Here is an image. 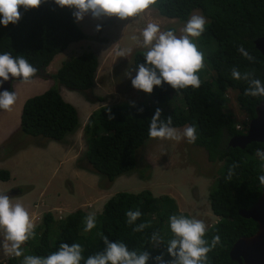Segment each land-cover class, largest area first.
Segmentation results:
<instances>
[{"label": "trees", "instance_id": "16d2710c", "mask_svg": "<svg viewBox=\"0 0 264 264\" xmlns=\"http://www.w3.org/2000/svg\"><path fill=\"white\" fill-rule=\"evenodd\" d=\"M149 7L157 10L159 16L177 20L183 26L194 12L206 17V30L198 38V49H208V53L202 52L210 69L204 80L200 77L198 89L189 86L174 90L164 84L154 87L149 104L123 102L93 112L84 127V135L89 139L86 160L91 170L112 184L119 176L134 170L135 152L150 138L148 128L157 109L161 110V119L171 116L176 129L194 125L198 138L193 146L204 150L209 163H223L209 194L212 213L220 220L205 235L209 245L215 236L220 237V242L207 254L204 264H237L229 257L232 246L257 230L252 220L241 218L238 212L249 210L262 194L264 184L259 176L264 175V160L257 155V149H264V142L251 143L244 150L230 147V139L243 135L246 129H236L238 122L233 121V115L225 107L228 95L236 92L239 111L251 120L256 106L264 99L245 95L248 81L235 80L231 75L236 68L242 74L247 72L264 81V57L253 43L264 36V0H157ZM19 11L18 23L0 26V53L22 55L37 69L31 79L50 78L54 82L45 93L25 103L21 131L27 136L61 142L78 128V115L76 109L63 100L58 85L71 91L91 90L99 60L92 53H84L62 63L51 76L46 75L45 69L55 56L71 43L84 40L85 35L75 23L73 9L62 8L54 0H43L37 8ZM241 46L254 58L252 61L238 51ZM144 52L131 56L135 69L144 62ZM110 55L105 53V57ZM118 58L123 61L125 57ZM179 100L181 103L172 111L163 110L170 101ZM9 179L8 172L0 171L1 181ZM103 204L100 213L94 208L88 212L78 209L61 221L55 220L51 213L44 214L42 223L35 228V237L22 246L24 255L45 257L57 251L61 243H79L86 259L103 251V237L107 236L109 240L124 242L130 250H146L152 258L163 254L166 260L171 259L166 250L168 241L173 238L169 217L174 214L189 217L179 212L175 200L168 196L153 197L146 190L121 192ZM137 209L142 215L136 224L148 225L139 232L133 231L134 225H129L126 217L127 211ZM91 213L96 215L97 226L86 232L85 217ZM153 233L159 234L160 243L152 241ZM22 260L23 257H14L8 264H21ZM149 264H154V259H150Z\"/></svg>", "mask_w": 264, "mask_h": 264}, {"label": "rangeland", "instance_id": "374dc122", "mask_svg": "<svg viewBox=\"0 0 264 264\" xmlns=\"http://www.w3.org/2000/svg\"><path fill=\"white\" fill-rule=\"evenodd\" d=\"M150 22L159 24L162 31L173 29L177 35L181 34L184 27L177 20L160 17L157 10L152 8L145 10L138 18L127 20L114 17L95 19L91 15H86L79 22L75 20L85 39L71 43L64 52L58 54L47 67L46 74L51 76L62 63L84 53H92L98 58L100 70L91 90L70 91L58 85L61 97L76 109L78 115V128L61 142L27 136L20 127L25 103L45 93L54 86V82L41 78H33L28 83L13 82L12 91L16 93L17 101L11 111L0 110V171L8 172L11 178L9 182L0 181V193L9 195L13 203L23 204L28 211L33 209L34 203L43 202L45 207L38 210L37 219L34 220L36 224L42 221L46 211L57 207L63 208V217L67 216L84 202V197L99 198L94 209L100 213L103 196L109 195L107 201L117 193H139L146 190L156 198H172L180 213L202 220L206 226L213 222L215 217L210 210L209 194L214 189L223 163H209L204 150L188 143L186 139H147L135 152L134 170L119 176L112 184L91 170L86 160L89 139L84 135V126L88 113L117 103L149 104L151 101V94L132 87L128 75L129 72L132 76L135 75L136 69L130 60L134 52L146 51L131 36L139 37L142 29ZM97 24L102 25L99 32L96 30ZM125 48H131L132 51L121 61L117 52ZM202 51L208 53V49L203 48ZM106 52L111 55L105 57ZM116 67L118 68L114 70ZM208 69L210 68L205 63L199 72L203 80ZM211 73L214 76L212 71ZM170 103L163 110L172 111L181 101ZM225 109L233 115L235 123L244 122L245 117L239 111L236 92L228 95ZM183 129L177 130L182 133ZM78 132L80 136L74 140L73 136ZM67 151L74 155L66 157ZM146 170L148 173H145ZM15 191L20 196L11 197ZM0 260H4L1 254Z\"/></svg>", "mask_w": 264, "mask_h": 264}, {"label": "clouds", "instance_id": "9594fccd", "mask_svg": "<svg viewBox=\"0 0 264 264\" xmlns=\"http://www.w3.org/2000/svg\"><path fill=\"white\" fill-rule=\"evenodd\" d=\"M42 2L43 0H0V26L7 27L10 23H18L21 18L19 9L37 8ZM54 2L62 8L74 9L73 15L79 22L86 15H91L95 19L103 17H114L119 20L138 18L141 13L150 8V5H155L157 0H54ZM206 25L205 16L194 14L186 21L180 35L172 29L162 31L159 24L150 22L142 29L139 37L131 36L133 41L146 50L143 56L144 62L138 64L135 75L128 73L132 87L148 94L153 92L154 87H162L164 84L170 85L174 90L186 89L189 86L198 89L201 86L198 73L205 66V57L204 53L198 49L197 39L205 32ZM96 30L101 31L102 25L97 24ZM131 51V48L120 49L117 55L127 57ZM238 51L249 61L254 59L243 46ZM46 70L47 68L45 74ZM36 72L37 69L22 55L13 56L9 52L0 53V89L3 88L5 82L16 78L23 83H28ZM231 75L235 80L248 81L249 87L245 90V95L264 98V81L254 78L247 72L242 74L236 68L232 69ZM16 101L17 95L14 91H0V110L11 111ZM161 115V110L157 109L151 118L148 128L150 138L174 141L186 139L190 144L196 142L198 134L194 125L184 127L181 133L172 126L171 116L163 120ZM249 122L250 120L246 117V121L237 124L236 129L238 126H243V129L239 131L246 129L243 132L245 134ZM257 155L264 160V149H257ZM259 180L264 184V175H260ZM10 196L16 197L20 194L15 191ZM95 200L98 201L99 198L95 197ZM103 200H106L104 196ZM102 206L103 203L101 208ZM32 207L33 209L28 211L23 204L13 203L9 195L0 193V254L4 257L3 261L0 260V264H8V261L14 257H23L21 264H81L82 261L83 264H149L150 259H154V264H204L207 254L220 242L219 236L213 238L211 245L205 239L207 230L217 225L220 220L210 208L215 218L209 226H206L202 220L191 218L189 215L190 218L175 214L169 217L168 223L173 238L168 241L166 250L168 256L171 257L170 260H166L163 254L152 258L146 250L142 252L130 250L124 242L109 240L107 236L103 237V251L90 255L86 259L83 256V246L79 243H61L57 251L45 257L24 255L22 246L26 241L35 237V228L42 223L43 218L38 224L34 220L37 219L38 210L45 207V204L38 201ZM90 208H95V204L83 202L76 210L88 212ZM63 212L62 207H57L44 214L51 213L55 220L61 221L66 217H63ZM141 215L139 209L126 212L127 223L134 225L133 231H143L148 226L144 223L136 224ZM96 226L95 213L87 215L84 231H91ZM160 240L159 234L153 233L152 241L160 243Z\"/></svg>", "mask_w": 264, "mask_h": 264}, {"label": "water", "instance_id": "95a60500", "mask_svg": "<svg viewBox=\"0 0 264 264\" xmlns=\"http://www.w3.org/2000/svg\"><path fill=\"white\" fill-rule=\"evenodd\" d=\"M256 50L264 57V36L254 40ZM19 78L4 83L2 90H12L13 82ZM264 142V99L255 108V117L250 120L247 132L230 139L228 145L244 150L251 143ZM239 216L252 220L257 225L256 232L250 237L240 238L232 246L229 257L237 264H264V187L258 201L249 210H240Z\"/></svg>", "mask_w": 264, "mask_h": 264}, {"label": "crops", "instance_id": "0c3cea01", "mask_svg": "<svg viewBox=\"0 0 264 264\" xmlns=\"http://www.w3.org/2000/svg\"><path fill=\"white\" fill-rule=\"evenodd\" d=\"M90 114L91 113H88V116L86 117V121H87L88 117L90 116ZM78 136H80L79 132L75 136H73V139L74 140H77V137ZM66 153H67V156L66 157H69V156L74 155V153H70V151H67ZM71 161H72V159H71ZM84 202L95 204L96 200H95V197H93V196H91V197H84ZM95 206H96V204H95ZM33 215H34V213H33Z\"/></svg>", "mask_w": 264, "mask_h": 264}, {"label": "flooded vegetation", "instance_id": "af4514ba", "mask_svg": "<svg viewBox=\"0 0 264 264\" xmlns=\"http://www.w3.org/2000/svg\"><path fill=\"white\" fill-rule=\"evenodd\" d=\"M244 115V114H243ZM244 117H245V120H246V115H244ZM244 120V121H245ZM247 120H249L248 118H247ZM118 195V194H117ZM109 196H104V198H108ZM112 197H114V196H112Z\"/></svg>", "mask_w": 264, "mask_h": 264}, {"label": "built area", "instance_id": "2783aa9c", "mask_svg": "<svg viewBox=\"0 0 264 264\" xmlns=\"http://www.w3.org/2000/svg\"><path fill=\"white\" fill-rule=\"evenodd\" d=\"M237 129L238 130H242L243 129V126H238Z\"/></svg>", "mask_w": 264, "mask_h": 264}]
</instances>
